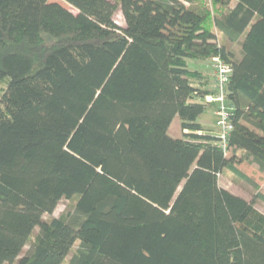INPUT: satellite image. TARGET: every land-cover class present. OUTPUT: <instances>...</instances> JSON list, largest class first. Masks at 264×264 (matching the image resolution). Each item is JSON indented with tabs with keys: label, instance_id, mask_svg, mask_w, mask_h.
<instances>
[{
	"label": "trees",
	"instance_id": "1",
	"mask_svg": "<svg viewBox=\"0 0 264 264\" xmlns=\"http://www.w3.org/2000/svg\"><path fill=\"white\" fill-rule=\"evenodd\" d=\"M0 84V264H264V0H0Z\"/></svg>",
	"mask_w": 264,
	"mask_h": 264
},
{
	"label": "rangeland",
	"instance_id": "2",
	"mask_svg": "<svg viewBox=\"0 0 264 264\" xmlns=\"http://www.w3.org/2000/svg\"><path fill=\"white\" fill-rule=\"evenodd\" d=\"M115 19L119 24L121 25L124 24V17H123V13L120 8L115 13ZM234 48L239 52L240 43H236L234 45ZM199 63L200 62L197 59H191L189 61V65L191 68L198 67ZM3 88H4V84H0V96H1ZM201 120H203L207 124L214 123L216 120V116H215V111L213 110V108H210L207 112H205L202 115ZM169 133L175 137L181 135L180 118L178 116H175V118L173 119V122L169 128ZM237 166L240 169H242L244 172H246L250 177H252L257 182L259 190L264 192V172L260 170L259 166L256 163L246 162L245 160L239 157L237 161ZM235 177L236 176L234 175V173H232L230 170H225V172L220 176L221 185L239 194L252 197L253 195L252 193L254 192V189L256 188H254L252 184L246 180L239 179V181H236ZM75 204H76V200L74 198L62 199L60 203L58 204V206L56 207L55 211L52 213V215L47 214V216L48 217L60 216L67 211H73ZM256 211L259 214L264 216V201L257 200ZM28 248L29 246H26L25 250H27Z\"/></svg>",
	"mask_w": 264,
	"mask_h": 264
},
{
	"label": "built area",
	"instance_id": "3",
	"mask_svg": "<svg viewBox=\"0 0 264 264\" xmlns=\"http://www.w3.org/2000/svg\"><path fill=\"white\" fill-rule=\"evenodd\" d=\"M213 68L215 74V90L206 95V100L215 104V123L218 127L219 144L224 152L229 154V138L234 128L232 121V110L234 106L228 102L226 90L230 82L232 67L222 58H217L213 62Z\"/></svg>",
	"mask_w": 264,
	"mask_h": 264
},
{
	"label": "crops",
	"instance_id": "4",
	"mask_svg": "<svg viewBox=\"0 0 264 264\" xmlns=\"http://www.w3.org/2000/svg\"><path fill=\"white\" fill-rule=\"evenodd\" d=\"M200 63H199V65L200 66H202V65H204L203 64V62L202 61H199ZM211 68H212V64H211ZM212 71V70H211ZM214 111H215V109H213ZM215 116H216V111H215ZM201 121H203V120H201ZM216 121V120H215ZM204 122V121H203ZM205 124H207L206 122H204ZM208 126H211V127H214V129L216 130V131H218V127L216 126V123L214 122V123H212V124H207Z\"/></svg>",
	"mask_w": 264,
	"mask_h": 264
}]
</instances>
